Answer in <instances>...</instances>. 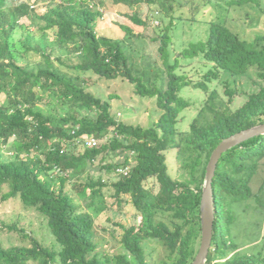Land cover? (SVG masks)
<instances>
[{
	"label": "trees",
	"instance_id": "1",
	"mask_svg": "<svg viewBox=\"0 0 264 264\" xmlns=\"http://www.w3.org/2000/svg\"><path fill=\"white\" fill-rule=\"evenodd\" d=\"M223 1L242 8L254 0ZM144 4L154 2L0 0V95L6 99V106L0 105V193L6 190L1 199H18L36 210L58 245L57 250L46 248L22 229L1 227L30 245L0 246V264H148L144 241L161 243L172 264L194 260L200 245L202 186L212 152L226 138L264 124V35L248 41L224 23L211 22L205 41L191 43L171 61L166 30L153 40L159 43L163 76L159 85L147 86L133 74L123 40L97 33L109 5L130 13ZM129 13L123 17L146 27ZM24 18L31 20L33 30L20 24ZM120 30L138 36L129 26ZM31 53L41 61L23 63ZM198 57L211 65L204 81L195 85L208 98L188 130L178 131L179 114L189 106L179 94L192 82L176 72L178 60ZM252 71L260 82L257 90L236 110H222L225 105L208 84L223 75L236 78ZM86 73L108 81L121 78L137 95L155 98L162 113L158 121L147 128L119 122L109 102L86 90ZM224 94L228 103L237 98L226 85ZM58 107L67 108L64 116L55 113ZM89 139L98 144L87 147ZM4 147L11 160L4 159ZM120 158L123 163L116 164ZM96 163L107 174L129 170L110 184L112 198L118 205L128 198L139 218L138 225H118L125 253L112 258L94 254V220L85 211L101 214L107 209L103 190L108 185L101 173L92 174ZM262 167L264 134L222 155L212 182L215 219L207 264H264V180L256 192L252 189ZM149 181L156 182L155 191L146 187Z\"/></svg>",
	"mask_w": 264,
	"mask_h": 264
},
{
	"label": "rangeland",
	"instance_id": "2",
	"mask_svg": "<svg viewBox=\"0 0 264 264\" xmlns=\"http://www.w3.org/2000/svg\"><path fill=\"white\" fill-rule=\"evenodd\" d=\"M153 2V5H139L133 8L130 13L121 6L109 5L106 7L108 13L104 14L97 29L100 36L119 41L123 40L133 74L141 76L147 86L159 85L157 80L163 76L164 68L157 52L159 43L153 42V40L154 38L159 39V36L166 30H169L168 34L171 37L169 46L171 61L188 48L191 43L205 41L211 22L224 23L235 34L248 41H252L255 36L264 35V0H254L252 3L245 4L242 8L230 7L223 0H209V2L206 0H153ZM125 13H129V15L135 13L146 22V27L134 26L123 17ZM30 23L29 18H24L20 22L22 26L27 28ZM120 26H129L138 36H126L120 30ZM29 28L30 30L34 29L32 26H29ZM20 35L19 32L16 37L19 38ZM63 59H66V57L64 56ZM52 60L54 65L59 67V63L53 56ZM40 61V56L34 53L23 59V63L29 65ZM178 62L180 68L176 72L190 77L192 81L190 86L184 88L179 94L181 98L188 102L189 106L179 114L177 130L187 131L189 125L196 118L198 110L208 98V95L195 88V85L204 81V76L211 65L207 64L201 57L192 60L179 59ZM60 68L63 71L66 70L64 67ZM84 77L90 80V85L87 86L86 90L102 101L109 102L111 114L119 122L147 128L154 125L162 114L156 106L155 98L137 95L134 87L126 80L119 78L108 81L100 79L92 73H86ZM259 83L254 71H252L247 76L236 78L223 75L218 80L208 84V86L210 91L215 90L217 92L219 99L225 105L226 108L223 107L222 110L227 109V112H229L240 107L244 102V97L256 91ZM225 85L230 90L235 91L237 95L232 103H228V97L224 94ZM0 105L6 106V99L3 95H0ZM66 112L67 108L58 107L55 109V113L59 116H64ZM2 155L5 160H11L12 158L11 153L5 147L2 148ZM168 162L172 164L170 160ZM115 163L122 164L123 158ZM94 167L95 171L92 174L98 175L101 173L108 185L103 190L107 209L101 214H96L91 209H85V211L94 220L93 241L96 245L94 254L101 258L106 256L112 258L125 253L120 242L122 230L118 225L129 228L138 225L139 218L128 198H122L124 201L122 205H118L115 199L112 198L114 191L110 184L116 182L118 176L114 173L107 174L106 170L100 171L97 163ZM174 172L173 170L172 173L174 174ZM263 180L264 167L252 183L254 192L257 191ZM146 187H154L155 191L157 184L155 181H149L146 183ZM4 192L6 190L0 193V228L15 226L24 230L26 234L44 247L57 250L58 245L50 233L45 218L36 210L25 208L18 199L3 201L1 196ZM77 203L84 206L79 199H77ZM29 245L28 239L20 237L15 232L0 231V246L3 248L28 247ZM142 247L148 264H172L173 258L168 259V252L158 241H144ZM130 260L133 261L132 258Z\"/></svg>",
	"mask_w": 264,
	"mask_h": 264
},
{
	"label": "water",
	"instance_id": "3",
	"mask_svg": "<svg viewBox=\"0 0 264 264\" xmlns=\"http://www.w3.org/2000/svg\"><path fill=\"white\" fill-rule=\"evenodd\" d=\"M264 134V124L241 131L223 140L212 152L206 167L202 195L200 202V245L191 264H207L213 239V225L215 219L212 182L217 165L222 157L235 146L259 135Z\"/></svg>",
	"mask_w": 264,
	"mask_h": 264
},
{
	"label": "built area",
	"instance_id": "4",
	"mask_svg": "<svg viewBox=\"0 0 264 264\" xmlns=\"http://www.w3.org/2000/svg\"><path fill=\"white\" fill-rule=\"evenodd\" d=\"M98 144V141L96 139H89L85 141V145L87 147H94ZM115 174L118 176H127L129 174V170L127 168H118L115 171Z\"/></svg>",
	"mask_w": 264,
	"mask_h": 264
}]
</instances>
